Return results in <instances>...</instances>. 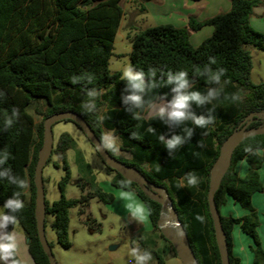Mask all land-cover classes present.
<instances>
[{"label": "trees", "instance_id": "16d2710c", "mask_svg": "<svg viewBox=\"0 0 264 264\" xmlns=\"http://www.w3.org/2000/svg\"><path fill=\"white\" fill-rule=\"evenodd\" d=\"M261 5H264V0H231L228 13L201 22L190 18L187 28L160 25L136 33L130 54L131 65L146 73L149 68L157 69L159 87L149 94V99L158 102L166 98L168 86L162 73L169 70L187 71L193 90L201 93H205L209 85L194 75L196 67H202L209 57H213L216 64L212 67L226 70L222 80L226 79L227 84L221 99L214 102V123L208 127L206 135L202 134L205 130L197 129L191 142L170 158L164 146L159 144V135H168V127L153 118L133 120L122 104L125 83L119 79L121 73L112 74L108 67L115 38L125 16L122 0H0V150L11 154L7 166L27 181L20 197L24 207L15 213L17 222L14 226L9 225L8 231L18 225L22 228L29 239V254L35 264H49L38 238L35 218L34 172L43 145L44 121L53 114L67 111L80 114L100 140L106 131L115 134L121 142L120 150L128 153L130 160L117 156L116 150L107 151L123 163L136 167L149 181L167 188L199 264H222L207 199L210 171L221 145L246 117L255 114L248 128L264 126V121L257 116L264 112V82L252 83L251 53L245 48L252 46L264 52V34L250 25L253 10ZM205 26L213 28L212 36L200 46L193 47L191 32ZM85 73L93 77L91 84L72 82L74 76ZM91 87L99 93L96 111L86 113L81 105L87 99L85 88ZM102 90H107L104 95H100ZM233 93L240 95L239 102L223 99ZM39 101L46 103L47 110L43 121L36 125L27 108ZM13 107L19 109V118L5 129L3 116ZM102 108L104 111L100 114ZM210 108L212 105L194 106L197 114L207 113ZM149 127L154 131L149 132ZM131 132L137 133L136 139L130 138ZM245 147H251L255 154L245 153ZM71 149L77 150L76 142L70 135L62 134L52 153V156H59L65 171L59 182L61 197L52 205L46 200V218H54L51 228L64 248L71 246L67 239L70 209L87 204L91 197L98 198L105 205L113 202V196L103 191L78 151L80 176L76 184L83 191H88L79 200L65 197V189L71 182L66 154ZM261 152H264V135L244 140L235 150L230 169L215 196L219 211L228 200L249 211L244 218L221 215L231 264H240L232 251L235 227L253 241L254 264H264V251L257 233L258 217L252 207L253 195L263 191L258 174L264 161ZM60 161L54 165L57 167ZM242 161L251 167L245 177L236 170ZM106 170L112 176L110 183L113 187L133 192L147 209L156 236L145 235V238L141 234V249L148 250L152 259H156L158 255L153 248L155 238L159 236L177 257L173 246L157 226L163 207L152 201L136 184L108 167ZM191 171L198 176V185L188 189L177 188V178ZM13 191L21 190L6 181L0 182V206ZM197 215L204 217L203 222L196 219ZM12 259L15 264H21L15 250Z\"/></svg>", "mask_w": 264, "mask_h": 264}, {"label": "rangeland", "instance_id": "374dc122", "mask_svg": "<svg viewBox=\"0 0 264 264\" xmlns=\"http://www.w3.org/2000/svg\"><path fill=\"white\" fill-rule=\"evenodd\" d=\"M128 1L129 0L122 1V6L126 10V15L121 21L120 28L115 38L112 56L108 62V67L112 74L118 72L122 73L125 66L131 65L130 54L135 35L140 28H146L140 15H136V12H133L135 10L134 6L128 7ZM147 26H153V23L149 22ZM245 48L251 53L252 83L256 85L263 83L264 52L258 51L252 46H246ZM106 91L107 90H102L100 95H104ZM46 110L47 105L44 101L34 103L27 108V112L34 117L36 125H39L43 121L44 112ZM103 111L104 108L101 109L100 114H102ZM62 134L70 135L77 145V150L71 149L66 154V161L71 172V182L65 189V197L67 199L79 200L88 191H83L81 187L76 184L80 176L78 169V151L85 163L90 166L96 182L100 184L104 192L113 196V202L110 205H105L98 198L91 197L88 199L87 204H79L77 207L70 209L67 238L71 244L70 248H64L58 243L57 236L51 228L54 218L52 216H47L45 220V235L57 264H130L131 258L128 255L129 249L131 247H136L142 250L139 242L140 235L142 234L145 238L147 237L145 235H150L152 238L156 236L152 231L145 205L133 192H131L133 194L131 200H124L120 197L119 193L125 190L116 189L111 185L112 176L108 175L105 164L97 155L94 147L83 131L78 128L76 124L69 121H61L53 126L54 148ZM107 134H111L115 138L116 155L130 160V155L120 150L121 142L119 138L112 132L106 131L105 135ZM260 155L264 156V152H261ZM59 161V156L53 154L51 161L43 170L45 198L50 205L57 202L61 197L59 182L64 177L65 171L62 161L58 163L57 167L54 165V163ZM263 164L264 161L261 167ZM246 165L251 168L248 163H246ZM261 167L258 169L259 177ZM260 181L263 185V191L253 195L252 207L258 217V229L264 231V175H262V178L260 177ZM28 194L27 192V195ZM258 195H260V199L256 198L259 197ZM128 203H132L133 205L140 204L144 207L147 215L143 221L134 219L130 216L126 208ZM230 207H232V209H230ZM220 212L223 216H228V213L234 214V218H244L249 214V211L237 203L233 204V206H229L228 201L221 207ZM239 213L241 216H239ZM235 228L237 232L232 235V243L234 240V244H236L235 253L240 254L242 264H254L256 256L253 250V241L249 236L244 234L240 228ZM258 229L257 233L259 236ZM16 230L18 233L23 234V230L19 225L16 227ZM17 239L15 248L18 256L22 264H28L29 262L27 263V261H29V256L25 254L27 253L25 249L28 246V239L26 237L25 240L21 238ZM259 239L260 242L262 239L264 243V237H259ZM154 245L155 247L153 249L158 257H156V259H151L149 264H181V261L175 256L169 244L162 238L157 236ZM112 247L115 249H112ZM261 248L264 251L262 242ZM23 249L25 252H23ZM239 250L241 252H239ZM250 257H253L252 263L248 262ZM32 260L33 259H31L30 264H33ZM159 260H161L162 263H159Z\"/></svg>", "mask_w": 264, "mask_h": 264}, {"label": "clouds", "instance_id": "9594fccd", "mask_svg": "<svg viewBox=\"0 0 264 264\" xmlns=\"http://www.w3.org/2000/svg\"><path fill=\"white\" fill-rule=\"evenodd\" d=\"M216 64L213 57L208 58V62L202 67L194 69V75L203 78L209 85L205 93L193 90V84L189 78V73L185 70L167 71L162 73L165 77V84L168 86V93L163 103L157 106L156 99H149V94L159 87L156 79L157 69L149 68L147 73L143 70H137L132 65H127L123 69L119 79L125 83L123 95L121 97L124 110L130 114L133 120H140L147 115L170 130L168 135H159V144L164 146L170 158L174 157L176 151L191 142L197 129L205 130L202 134H207V129L214 123L215 116L213 111L214 102L221 99L224 85L227 80H222L225 76L223 67L213 68ZM93 77L90 74H81L74 76L72 82L92 83ZM86 100L82 102V110L86 113L96 111V98L99 95L95 87L85 88ZM224 100H231L233 103L239 102L241 97L238 93L231 96H224ZM212 105L207 113L197 114L195 107ZM19 118V109L13 107L9 112H5L3 116V126L5 129L11 127ZM189 124L191 126H189ZM177 130H179L177 132ZM149 132L154 131L149 127ZM131 139L137 138L136 132L130 133ZM104 148L115 151V138L111 134L101 137ZM245 153L255 154L251 147L244 148ZM10 153L0 150V182L6 181L7 184L14 186L21 191H13L12 195L7 198L3 205L0 206V264H15L12 259L16 246V236L14 231H8L9 225L14 226L17 222L15 213L24 207V202L20 198L22 190L27 187V181L19 175L14 174L11 167L7 166ZM199 178L195 172H186L183 176L177 178L176 187L180 189H188L198 185ZM120 197L124 200H131L133 194L131 192L121 191ZM126 208L134 219L143 221L147 213L142 205L128 203ZM196 219L203 222L204 217L197 215ZM131 258L130 264H149L152 259L148 250H140L131 247L128 253Z\"/></svg>", "mask_w": 264, "mask_h": 264}, {"label": "water", "instance_id": "95a60500", "mask_svg": "<svg viewBox=\"0 0 264 264\" xmlns=\"http://www.w3.org/2000/svg\"><path fill=\"white\" fill-rule=\"evenodd\" d=\"M164 99L158 101L157 106H159L160 103H163ZM257 116L264 121V112L258 114ZM254 117L255 114H250L246 117L242 124L237 127V129H235L233 133L223 142L220 148L219 156L210 171L207 199L222 264L231 263L227 237L222 226L221 214L217 207L215 196L221 186L223 178L230 169L233 154L237 147L244 140L250 137L264 135V126L259 128H248ZM150 118L151 117L145 115L146 120H149ZM69 120L83 131L106 167L120 174L128 182L136 184L152 201L159 203L163 207L157 226L163 237L173 246L181 264H199L190 245L187 231L178 217L174 208L173 199L171 198L167 188L149 181L136 167L129 166L113 157L107 149L104 148L103 143L97 137L87 121L80 114L73 111L56 113L45 119L43 145L38 153V160L34 172V184L36 187L35 218L38 238L42 249L48 258L49 264H57V262L45 235L46 198L43 170L48 164L54 149L53 126L58 122ZM112 249L115 248L112 247Z\"/></svg>", "mask_w": 264, "mask_h": 264}, {"label": "crops", "instance_id": "0c3cea01", "mask_svg": "<svg viewBox=\"0 0 264 264\" xmlns=\"http://www.w3.org/2000/svg\"><path fill=\"white\" fill-rule=\"evenodd\" d=\"M127 5L128 7L134 6L135 10L133 12H136V15H140L142 22H144V24L146 25L145 29L160 25H172L175 28H187L190 18H195L197 21L201 22L213 18L217 15L228 13L231 10V0H201L199 2H195L193 0H129ZM124 12L126 15L125 9ZM149 22H152L153 26L148 27L147 25ZM250 25L256 31L264 34V5H261L253 10V15L250 18ZM140 30L144 29L140 28ZM213 31L214 30L212 27L205 26L197 32H191L190 42L192 46H200L206 39L212 36ZM246 163V161H242L237 165L236 170L241 177H245L250 172L251 168H249ZM262 175H264V164L260 170L261 178ZM258 196L259 197L256 198L260 199V195ZM228 204L229 206H233L235 202L232 200H228ZM230 209H232V207H230ZM227 215L233 216L234 214L232 215L228 213ZM239 216H241L240 213ZM258 230L259 237H264V231L262 229L261 231L260 229ZM13 231L15 233L16 240H18L17 238L25 240V235H23L24 233H18L16 228ZM236 232L237 231L235 228L232 235H234ZM261 242L264 245L262 239ZM235 248L236 244H234L233 240V255L238 258L240 260V264H242L240 254L235 253ZM25 250L27 252L25 254L29 256V261H27V263L29 262L28 264H30L32 258L29 254L28 246ZM23 252H25L24 249ZM239 252L241 251L239 250ZM16 254L18 256L17 251ZM252 261L253 257H250L248 262L252 263ZM32 262L33 264H35L33 260Z\"/></svg>", "mask_w": 264, "mask_h": 264}, {"label": "flooded vegetation", "instance_id": "af4514ba", "mask_svg": "<svg viewBox=\"0 0 264 264\" xmlns=\"http://www.w3.org/2000/svg\"><path fill=\"white\" fill-rule=\"evenodd\" d=\"M158 185V184H157ZM160 186H162V185H160Z\"/></svg>", "mask_w": 264, "mask_h": 264}]
</instances>
